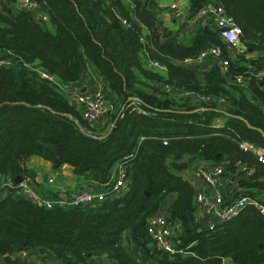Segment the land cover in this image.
I'll list each match as a JSON object with an SVG mask.
<instances>
[{"label": "trees", "instance_id": "1", "mask_svg": "<svg viewBox=\"0 0 264 264\" xmlns=\"http://www.w3.org/2000/svg\"><path fill=\"white\" fill-rule=\"evenodd\" d=\"M6 1L0 6V50L12 63L0 68V177L35 180L27 163L38 157L53 169L69 165L74 174H89V184L105 190L122 163L129 190L96 206L48 209L9 188L0 199V264H25L20 254L33 251L55 264H264L259 210L248 206L207 230L197 218L195 188L184 176L186 168L200 165L237 175L243 164L252 173L238 174L233 195L264 203V165L239 147L247 141L264 148V81L248 80L264 69V0L192 2L194 14L212 3L233 18L241 30L239 52L210 26L196 28L192 42L174 38L162 27L156 0H36L49 15L45 23L15 0ZM209 46L222 50L227 71L215 57L201 62L212 63L207 70L184 64ZM90 69L112 94L113 111L99 133L67 91ZM238 77L248 88L236 83ZM167 87L225 101L199 102ZM135 99L147 114L124 111L119 118ZM170 195L169 220L181 227L174 239L188 255H170L148 235L149 217Z\"/></svg>", "mask_w": 264, "mask_h": 264}, {"label": "built area", "instance_id": "2", "mask_svg": "<svg viewBox=\"0 0 264 264\" xmlns=\"http://www.w3.org/2000/svg\"><path fill=\"white\" fill-rule=\"evenodd\" d=\"M4 0H0V3ZM169 8L173 13H178L182 4V0H169ZM16 6L26 12L31 13L33 18L38 22H49V15L44 9V6L38 3L36 0H15ZM1 6V5H0ZM191 15L195 19H202L205 17L213 18L212 28H217L221 33V38L231 46V49L239 52L241 50L240 35L241 30L236 25L233 18L227 16L222 8L214 6L212 3H208L203 7L191 12ZM189 23V20L187 21ZM235 51V52H236ZM223 53L220 48H208L204 51L199 58L194 60H187L184 64L201 63L208 57H215L219 61V65L223 70L227 71L229 67V60L220 59ZM12 63L11 58L6 56L3 51L0 50V68L8 67ZM150 67L157 68L159 70H166V67L160 66L158 63H149ZM27 66V65H26ZM37 73L45 79L55 81V78L47 73L43 69H36ZM248 80L264 81V70L261 72L250 73ZM246 78L238 77L236 83L246 87ZM103 83L102 85H100ZM71 90V94H74L76 108L80 111L83 118L91 124L98 123L103 120L111 111H113V104L109 89L105 82H98L94 91L82 92L79 86L68 89ZM168 93H179L182 97L192 96L199 102H212L217 101L219 103L225 100L214 99L212 97L203 96L195 93H189L185 90H174L169 87L165 88ZM69 93V92H68ZM137 99L129 103L128 107L123 108L119 114L120 117H124V111L133 112L138 110L142 114L147 112L143 110ZM114 126V124H113ZM112 126V127H113ZM167 145L168 141H164ZM239 147L244 152L254 154L258 161L264 165V148L258 145L252 144L247 141H243L239 144ZM238 174L252 173L245 165L238 164L236 166ZM185 177L192 183L193 187H196V182H200L207 186L209 194L196 191L195 202L197 205V218L204 225L207 230H215L216 228L235 219L246 207L252 206L259 210L260 214L264 217V203L263 200H258L251 196H239L235 197L230 194H223L220 189V182L224 176L225 168L222 166H209L200 165L193 168H186ZM245 172V173H244ZM262 191L264 193V178H263ZM48 183L53 188L47 189L45 193H41L34 184V180L28 176L23 175L20 183H10L0 185V189L8 190L9 188H16L18 194L26 197L27 199L44 206L48 209L55 207L65 208L67 206H81V205H98L101 204L106 198H118L123 195L124 192L129 190L127 182V173L125 164H119L117 171L114 173L110 184L105 190H97L94 186L90 185L81 187L73 192H69L61 183H56V180L52 177L48 178ZM35 186V187H34ZM236 189L238 183H236ZM263 199V197H262ZM171 220L163 213L155 214L149 217L147 221L148 235L151 237L156 247L170 255H176L179 253H185L182 249L178 248L174 239L173 229L171 227ZM188 255V253H185ZM55 264V263H51Z\"/></svg>", "mask_w": 264, "mask_h": 264}, {"label": "crops", "instance_id": "3", "mask_svg": "<svg viewBox=\"0 0 264 264\" xmlns=\"http://www.w3.org/2000/svg\"><path fill=\"white\" fill-rule=\"evenodd\" d=\"M158 9V17L163 24V28L169 29L174 38L179 39L181 33L179 32L178 24L182 23L181 27H185V25L189 24V30H191V34L194 35L196 28L200 26H210L213 25V18L205 17L202 19H195L191 15V8L193 0H182V4L180 7V11L178 13H173L170 8V1L169 0H156ZM189 20V23L187 21ZM177 24V26H174ZM174 26V27H173ZM193 36L191 37V39ZM192 42V40H191ZM200 67L202 70H207L212 67V63L208 60L201 63ZM264 70V69H263ZM262 71V70H261ZM260 71V72H261ZM98 77V78H97ZM103 82L102 77L95 69H90L85 73L83 79L79 83V87L81 88L82 92H91L94 91L98 82ZM246 88H248L246 86ZM217 126H224L225 120L224 119H217L215 121ZM27 166L29 169L33 170L36 174L34 183L37 189L45 190L43 193L46 192L47 189H52V186H49L46 181L48 176H52L53 178L57 177L61 179L62 185L68 189L69 192H73L81 187L89 186L90 175L89 174H74L73 169L69 165H64L59 169H53L52 164L47 162L43 159L38 157H32L30 161H28ZM187 171V170H186ZM185 171V174H186ZM51 172V173H50ZM48 173V175H47ZM238 174L234 175L233 173H228L227 171L224 173L223 178L220 182V189L223 194H232L236 190V183L238 182ZM8 180L4 177H0V185L5 184ZM195 187V186H194ZM196 190L204 193L205 195L209 194V189L206 185L200 183L199 181L196 182ZM8 190H4L3 193H0V199H3L7 195ZM263 192V191H262ZM261 192V193H262ZM261 197L264 198V193L261 194ZM175 195H170L167 197L166 201L164 202L161 210L158 211L157 214H161L164 212L165 215L168 216L169 208L174 203ZM155 215V214H154ZM171 227L173 229L174 235L181 229L180 224L178 222L170 221ZM225 264H235L231 260L227 259Z\"/></svg>", "mask_w": 264, "mask_h": 264}, {"label": "rangeland", "instance_id": "4", "mask_svg": "<svg viewBox=\"0 0 264 264\" xmlns=\"http://www.w3.org/2000/svg\"><path fill=\"white\" fill-rule=\"evenodd\" d=\"M3 2H7L6 0H4ZM3 2H1L0 3V5L2 6V3ZM174 26H177V24H175ZM173 26V27H174ZM182 26V23H179L178 24V28H179V32L181 33V36H179V39L178 40H180V41H182V42H184V43H189V42H191V37L193 36L192 34H191V30H189V24H187V25H185V27H181ZM167 29V28H166ZM169 30V29H168ZM98 78V77H97ZM246 83H247V81H245V85H246ZM103 83H101L100 85H102ZM246 88V87H245ZM68 91V90H67ZM69 93H68V96H69V98H70V102L71 103H74L75 104V97H74V94H71V90H69L68 91ZM111 95V100H112V94H110ZM75 106H76V104H75ZM147 114V113H146ZM107 121L106 120H101V121H99L98 123H95V124H93L94 125V129H96V130H94V133H99V132H101V130L100 129H102L103 128V126L105 125V123H106ZM185 166L187 167V164L185 163ZM191 167L192 166H194V165H190ZM186 171V170H185ZM51 173V172H50ZM47 175H48V173H47ZM184 176H185V172H184ZM186 176H187V173H186ZM49 177H52V176H48L47 177V181H46V183L49 185V183H48V178ZM188 177V176H187ZM53 178V177H52ZM55 180H56V183L58 184V183H62V181H61V179H59V178H57V177H55L54 178ZM49 186H51V185H49ZM35 187V186H34ZM39 191L41 192V193H43V191H45V190H42V189H39ZM4 192V190H2V189H0V193H3ZM127 247L129 248V249H132L131 247H130V245L129 244H127ZM180 249V248H179ZM20 259L25 263V264H51L50 262H44L43 261V257H42V255H40L38 252H35V251H33V252H24V253H21L20 254ZM227 260H225L224 261V264H225V262H226Z\"/></svg>", "mask_w": 264, "mask_h": 264}, {"label": "water", "instance_id": "5", "mask_svg": "<svg viewBox=\"0 0 264 264\" xmlns=\"http://www.w3.org/2000/svg\"><path fill=\"white\" fill-rule=\"evenodd\" d=\"M212 46H209L208 48H211ZM22 181V176H18L17 179L15 180V183H20ZM201 231V229H200Z\"/></svg>", "mask_w": 264, "mask_h": 264}]
</instances>
